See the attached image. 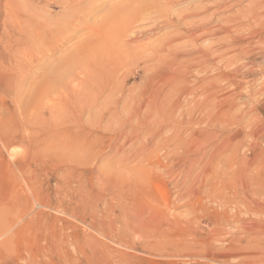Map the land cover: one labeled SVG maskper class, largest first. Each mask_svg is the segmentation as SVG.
I'll list each match as a JSON object with an SVG mask.
<instances>
[{"label":"rangeland","instance_id":"1","mask_svg":"<svg viewBox=\"0 0 264 264\" xmlns=\"http://www.w3.org/2000/svg\"><path fill=\"white\" fill-rule=\"evenodd\" d=\"M125 1L0 0V264H264L262 27L232 22L221 42L175 25L126 38L149 53L178 34L180 53L128 63L113 99L82 94L112 78L103 49L89 60L85 48ZM255 1L190 20L239 17ZM211 43L222 54L198 58Z\"/></svg>","mask_w":264,"mask_h":264},{"label":"bare ground","instance_id":"2","mask_svg":"<svg viewBox=\"0 0 264 264\" xmlns=\"http://www.w3.org/2000/svg\"><path fill=\"white\" fill-rule=\"evenodd\" d=\"M189 1H193V0H161L160 3H156V4H145L144 0H126L125 3H123L122 5L113 7L112 11L100 21L98 25V31L94 35L96 39L94 38L91 39L85 48L86 49L85 57L88 58L89 60H91V58L93 57L92 55L94 52L103 49V53L106 55L105 60H107L108 62H111V61L113 62L112 67H109L112 69L110 76L113 79L111 78L112 81L111 79H108V82L105 85H101V86L97 85L96 89L93 87L91 88L87 87L83 83L82 88L84 89H83V92H80V93L86 94L85 92H88L89 94H92L93 93L92 91L95 90L99 92L100 94L101 92L104 93L107 90L108 93H107L106 99L104 98L103 100L113 99L116 95H120L124 91L123 89L126 83H129V79L125 78V75L130 71L129 64L135 65L138 63L139 65L140 63L143 62L146 65L142 67L143 69H146L148 67L147 65L148 58L154 62H162L164 64L168 56L170 57L172 56V60H174L180 53L178 50L175 49V47H173V43L180 38L178 34H174L172 36L166 37L158 45L153 46L149 53L145 52V50L134 48L131 46L130 43H126L125 41L126 38L140 39V37H142L144 34H147L149 30H153L157 27H164L165 25H175V26H180L182 28H185L186 32L190 33L188 37L190 38L191 42L197 41L205 36H209V38L211 37L214 42L215 41L221 42V40L226 38L228 36V33L232 31L231 23L234 22L235 26L236 25L240 26L242 25L241 23L243 19H245L246 21H253L254 23L258 24L263 29L261 33H264V0H256L254 5L250 9L242 13V15L239 17L227 16L224 18L214 19L212 21L211 19H208L205 22H197V21L194 22L193 20H190V18L192 17L194 18L197 15L201 13L203 14V12H206L212 9H214V11L212 12L213 15L219 14V12L224 13L227 9H230L229 7H231L236 2H239L241 0H201V1H208V4H205L203 6H199L196 8L195 7L189 8L188 11L180 13L176 16L171 14L170 8L174 6H179L183 2H189ZM231 1H233L234 4L232 3V4L227 5ZM148 13H156L151 18H149L154 23L153 26L150 27L149 29L147 25L144 27H141V25L146 24L148 22V18L146 19V15ZM212 45L213 43H211V45H209V47L207 48H198L197 49V52L199 53L198 58H202L204 60H210V59L214 60L216 57H219L222 53L217 54L218 49L216 50V48H214ZM142 47L145 48V46H142ZM226 52L227 50L225 51V53ZM102 60H103V56H102V59H99L98 62L100 64L98 66L102 65ZM171 63L172 61H170V64ZM179 63H176L177 66ZM109 66H110V63H109ZM170 67L172 68V66ZM175 69L176 68L173 67V70ZM87 70L91 71L90 69H87ZM90 78L91 77L88 74L87 78H85L84 81H88V79ZM92 81L93 79L91 78L90 82ZM97 92H94V94L97 95ZM210 92L211 91H208L207 94L209 95ZM212 92L214 91L212 90ZM230 96H232V94ZM93 97L97 99L99 96L93 95ZM128 97L133 98V99L135 98L132 92L128 94ZM131 104H124L123 109H128V110L131 109L134 106V104L132 105ZM97 108L104 109V106H101L100 104H98ZM190 162L191 164L189 165L187 171L185 172L184 180H187V178L192 173V170L195 167L194 163L196 162V159L191 158ZM171 171L168 172L170 176L173 175ZM177 177H178V173H177ZM153 178L154 177H152V179ZM171 178L172 180L174 179L173 177ZM151 181L152 180L148 178V183ZM163 186L164 185L161 184V185L155 186V188L159 190V189H162ZM258 190L259 189L256 187L255 191L253 192L254 195H257ZM189 193H191V195L194 196L195 188H192L189 191ZM255 197H259V196H255ZM161 199L163 203H165V205L170 207L169 200L167 197H165L164 193L161 194ZM244 199L245 198L243 197L242 201H244ZM253 203L256 209H259L261 207L258 201V198H255L253 200ZM252 229L253 227H245V230H252Z\"/></svg>","mask_w":264,"mask_h":264}]
</instances>
